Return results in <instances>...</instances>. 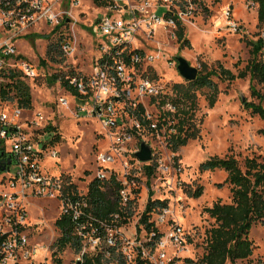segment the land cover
I'll return each mask as SVG.
<instances>
[{
  "label": "built area",
  "instance_id": "2783aa9c",
  "mask_svg": "<svg viewBox=\"0 0 264 264\" xmlns=\"http://www.w3.org/2000/svg\"><path fill=\"white\" fill-rule=\"evenodd\" d=\"M188 1L122 0L124 5H118L117 0H99L103 5L94 7L100 15L90 28L92 35L101 37L93 38L97 52L95 67L87 76L64 77L76 94L67 92L57 103L98 122L104 149L96 154L94 179L103 182L113 177L120 186L122 207L140 195L139 172L147 175L145 166L157 168L155 148L167 146L169 134L173 133L167 127L166 137L163 119H154L146 107L148 104L159 107L163 97L172 95L171 89L165 90L159 80L153 79L155 65L167 63L168 58L159 48L151 51L138 48L136 35L143 29L152 32L156 26L175 34L176 21L181 23L189 13L178 7L188 5ZM248 2L258 10L257 3ZM78 5L79 0H0V72H12L28 80L40 78V67L19 56L16 38L40 27L69 30L71 19L74 20L70 9ZM233 13L228 5L222 11V20L230 32L240 34L243 28ZM68 37L62 40L61 50L71 55L75 41ZM258 39L263 41L260 58L264 63V23ZM175 65V61L167 63L168 67ZM58 83L61 85L60 80ZM159 108L173 112L169 104ZM24 110L16 101H0V264H57L53 261L51 243L39 245L32 236L36 223L29 216V208L36 200L55 202L58 215L71 219L73 234L79 240V251H74L72 264H87L86 259L92 264L184 263L178 252L187 247L189 233L166 218L167 208L153 211L148 220L158 230V239L153 231L142 226L139 230L135 227L133 239H127L121 228L91 224L86 213V193L69 190L70 183H65L60 175L43 172L41 164L45 158H58V151L50 145L54 136L41 132L45 128L41 112L25 117ZM155 140L160 143L157 145ZM140 142L151 149L149 162L141 163L134 157ZM127 157L134 160L135 167ZM146 190L148 193L147 185ZM161 227L163 231L159 230Z\"/></svg>",
  "mask_w": 264,
  "mask_h": 264
},
{
  "label": "rangeland",
  "instance_id": "374dc122",
  "mask_svg": "<svg viewBox=\"0 0 264 264\" xmlns=\"http://www.w3.org/2000/svg\"><path fill=\"white\" fill-rule=\"evenodd\" d=\"M117 1L118 5L125 3ZM228 5L233 8L234 17L243 28L240 34H234L224 26L222 11ZM94 6L92 0H79V5L70 9L74 20L71 19L69 30L34 28L15 40L19 56L38 65L42 73L36 80L19 77L28 87L31 97L30 108L24 110V115L27 117L41 112L45 117V128L41 132L50 133V137L58 136L50 144L58 151V158H45L41 164L43 172L60 175L65 183L72 184L76 192L81 194L87 192L88 184L94 179L95 157L99 150L104 149V139L99 135L101 130L93 117L58 105L57 99L67 92L54 80V75L87 76L92 73L97 57L93 38L101 39L100 34L94 36L90 33L91 25L100 15V11ZM178 9L189 12L181 22L188 43L186 46L178 50L179 44L174 32L170 33L169 29L156 26L152 32L145 29L138 32L135 39L137 47L145 51L159 48L166 54L167 63H173L180 56L200 73L219 66L234 75L245 70L251 59L250 43L258 39L262 26L257 21L256 6L252 7L245 0H189L188 5L184 4ZM65 36L75 41V51L71 55H66L61 50V42ZM49 44L56 46L54 60L45 55ZM167 63L161 61L156 64L153 68L156 78L150 77L159 80L165 90H170L173 84L183 83L184 80L179 76L176 65L168 67ZM212 80L218 90L212 108L207 101V97L211 95L209 89L193 91L196 106L191 131H194L196 138L189 140L176 153H172L167 146L155 148L157 168L152 176L139 172L137 182L140 195L132 206V217L121 227L125 238L135 237V227L147 201L148 185L153 192L152 200L167 201L169 213L166 218L189 233L187 247L178 252L184 263L179 261L178 264H196L204 252V232L211 227L213 220L203 210L215 202H230L229 186L223 184L226 173L223 170L201 171V163L210 157H233L240 165L245 158L255 157L264 161V136L260 133L264 124L257 115L241 105L244 100L258 103V99L251 95L248 73L245 78L231 82H222L217 78ZM252 85L256 91L263 92L260 85ZM71 104L72 101L69 100L70 107ZM146 107L154 119L163 115L164 110L157 106L148 104ZM158 120L161 121L160 118ZM168 126L166 124L163 127L166 137L169 133ZM51 128L55 132L50 131ZM155 143L158 145L160 142L155 140ZM127 159L135 167L134 160L129 157ZM220 184L223 185L219 187ZM198 187L202 188L198 198L187 195V191L192 192ZM29 216L36 223L32 233L34 240L39 245L51 243L50 250L55 263L72 264L76 255L74 250L70 247L58 250L55 244L59 237V231L54 226L59 217L56 203L36 200L29 208ZM159 230L163 231V227ZM248 239L253 246L252 255L235 264L264 262V228L258 225L253 227Z\"/></svg>",
  "mask_w": 264,
  "mask_h": 264
},
{
  "label": "trees",
  "instance_id": "16d2710c",
  "mask_svg": "<svg viewBox=\"0 0 264 264\" xmlns=\"http://www.w3.org/2000/svg\"><path fill=\"white\" fill-rule=\"evenodd\" d=\"M258 4L257 21L264 23V0H248ZM92 3L99 7L103 3L99 0H92ZM184 27L179 21H176L175 37L179 44V49L186 46L187 40L184 37ZM251 59L245 70L234 75L231 71L222 67L210 69L203 73L198 72L196 79L192 82L176 83L171 87V96L163 97L160 100L159 107L169 104L173 112L163 111L164 124H169L168 128L173 129L169 134L167 146L172 153H176L180 147H184L191 139L196 138L194 131H191L193 119V110L195 109V89L207 88L211 95L207 97L208 106L212 108L215 104L217 87L213 78L222 82H231L235 79H243L246 73L251 82V95L258 99V103L241 102L245 110H249L253 115H257L264 124V63L260 58V51L263 41L257 39L250 43ZM55 48L53 44L47 46L46 58L54 60ZM44 63V61H41ZM0 101H16L18 106L23 109H29L31 97L28 87L21 81L15 73L0 72ZM54 80L61 81V87L70 94H76L75 90L68 86L64 77L54 75ZM252 83L260 85L263 92L256 91ZM141 111L142 108H140ZM161 124L160 122L158 123ZM50 131L55 132L54 128ZM49 131V132H50ZM264 136V128L260 131ZM58 139L57 135H54ZM176 157H174L175 159ZM148 176L154 171V166H145ZM202 171L223 170L226 173V179L223 184L229 186L230 202L223 204L215 202L211 207L203 210L213 224L205 230V248L202 256L196 261V264H235L237 261L248 259L252 255L253 246L248 239V235L253 227L260 226L264 228V161L257 158H245L242 165L233 157H210L200 165ZM223 184L218 185L219 187ZM148 187V185H147ZM69 190L75 189L70 184ZM120 186L116 180L111 177L107 181L93 179L87 186V192L84 197L87 203L86 213L89 215L90 223L93 225H106L108 227L121 228L126 225L132 217V206L134 201H129L124 207L120 205L119 198ZM202 193V188L198 187L194 191H187V195L198 198ZM153 192L148 187L147 201L144 205V211L141 213L136 229L139 226L147 231L155 233V239L160 237L158 230L153 223H149L150 214L153 211L167 208V201L152 200ZM118 215L117 218H114ZM55 228L59 231V237L55 244L58 250L70 247L75 252L79 251V240L73 234L74 225L71 219L65 215L59 216L54 222ZM87 264L92 262L86 259ZM98 261V260H96ZM188 262H192L188 260ZM98 263V262H96ZM253 264H264L257 261Z\"/></svg>",
  "mask_w": 264,
  "mask_h": 264
},
{
  "label": "water",
  "instance_id": "95a60500",
  "mask_svg": "<svg viewBox=\"0 0 264 264\" xmlns=\"http://www.w3.org/2000/svg\"><path fill=\"white\" fill-rule=\"evenodd\" d=\"M176 70L179 76L186 82H192L196 79L198 70L191 66L187 60L182 57H176ZM134 157L141 163H146L151 160L152 154L150 147L144 142H140L139 150L134 153ZM9 164V161H7Z\"/></svg>",
  "mask_w": 264,
  "mask_h": 264
}]
</instances>
